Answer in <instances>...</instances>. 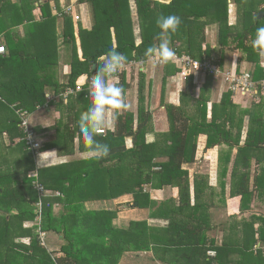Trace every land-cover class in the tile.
Returning <instances> with one entry per match:
<instances>
[{"label":"trees","instance_id":"1","mask_svg":"<svg viewBox=\"0 0 264 264\" xmlns=\"http://www.w3.org/2000/svg\"><path fill=\"white\" fill-rule=\"evenodd\" d=\"M35 1L0 0V35L5 33L0 44L8 47L0 55V156L5 162L0 173V261L119 264L126 252H151L161 264H264V69L251 46L256 29L264 27V0H68L54 14L47 0L40 20L32 14ZM230 2L239 8L235 24L229 22ZM82 5L88 6L85 15ZM22 7H29L28 14L17 16L15 10ZM161 15L181 18L179 31L171 35L176 55L211 63L220 71L218 77L209 69L190 67L184 78L181 60L167 65L148 60L146 49L160 43L156 20ZM58 17L64 20L63 48L69 51L63 79L58 77L54 29ZM24 23L26 33L16 40L5 32ZM231 40L245 55L237 68L227 69L223 55L214 60L212 53L229 47ZM113 46L129 60L115 81L132 107L97 137L111 151L96 160L79 127L81 114L92 104L88 82L79 90L77 85L90 79L95 61ZM234 70L249 71L258 92H234L228 79ZM9 74L12 82L3 80ZM201 74L207 80L197 81ZM168 77L184 84L181 95L166 92ZM159 78L158 107L167 125L154 128L155 110H148L144 98L145 89ZM69 88L75 90L65 96ZM238 98L247 99V105L242 107ZM44 104L72 109V116L68 121L60 116L51 128L32 123L26 128L24 122H31V114ZM51 129L56 130L54 138L40 145V132ZM202 135L206 148H219L213 172L197 167ZM69 138L72 144L78 140L79 154L74 145L70 152L77 156H57L52 166L37 168L38 153H65ZM11 153L20 158L5 159ZM19 162L26 164L20 171L15 169ZM123 196L145 209L146 219L118 226L113 223L117 209L86 207L90 200ZM12 202H19L17 213ZM25 220L30 221L27 228ZM50 235L59 236L58 247L53 248ZM15 236H28L30 242H15Z\"/></svg>","mask_w":264,"mask_h":264},{"label":"crops","instance_id":"2","mask_svg":"<svg viewBox=\"0 0 264 264\" xmlns=\"http://www.w3.org/2000/svg\"><path fill=\"white\" fill-rule=\"evenodd\" d=\"M11 1H13V2L15 1L16 2L18 0H11ZM45 1H47V0L35 1V7L32 10V14L37 18V20H40L41 16L43 17V15H42L43 11H42L41 7H42V5H43V3ZM73 1H75V0H73ZM67 2H68V0H50V7H49L50 8V12H52L53 14L56 13V10L58 9V6H60V7L61 6H65V5L68 4ZM69 2L71 3V0ZM165 2H167V0H165ZM262 4L263 3H261L260 5H262ZM229 6H230L229 22H230V24H235L238 21L239 8H238V5L236 3H231L230 2ZM86 7H88V6L82 5V10L83 9L85 10V13H83V15L86 14ZM20 9H23V10L21 11ZM20 9L15 10V13H16L17 16L20 15V14H28V10H30L29 7H27V8L22 7ZM84 10H83V12H84ZM30 24H32V22H30ZM27 25H28L27 23H24V24H20V25L10 26V27H8L5 30V32L7 31V32L13 33L14 39L16 40L18 38L16 36H18V35L24 36L25 35L26 26ZM63 26H64L63 17H58L57 18V26H55L54 29H55L56 33L58 34V44H59L58 58H59V65H60L59 66V70H58L59 79H63L62 75L64 73H67V71L69 70V65H68L69 51L67 50V48H63V39L61 37V33L63 31ZM0 39H5V33L0 35ZM2 44L5 45V43H2ZM212 45L214 46V43ZM5 46L7 47V45H5ZM6 50L8 51V47L6 48ZM222 55H223L224 60H225L224 67L227 68V69L228 68L231 69L232 65H233L234 68H237V66H239V63H240L239 61H241L240 59H241V57H243V55H245V52H243L242 50L236 48V44L235 43L233 44V40H231V43H230L229 47H225L224 50H222V51L220 50L219 51V49L217 50V48H216V50L213 51V53H212V59L219 60V59H221ZM260 66H261V60H260ZM262 68L264 69V67H262ZM3 69H4V71H6V70L8 71L9 68L4 67ZM163 70L164 69H162L161 72ZM12 78H13L12 75L9 74L8 76L6 75L3 80L8 81V82H12ZM127 78H129V76H127ZM168 78H170V77H168ZM198 78L199 79L203 78V80H207V77H205L203 74L198 75ZM82 80L83 79H81V81ZM87 80L85 79V81H87ZM168 81H170V79L166 80V84H165L166 85V88H165L166 92L168 91V86H169ZM159 83H157V85H159ZM211 88H212V91L216 90L217 84H216L215 80H213ZM169 90H170V92H169L170 95H171L172 92H175L174 90L171 92L172 88L169 89ZM49 96H53V94H49ZM80 98H78V99H80ZM245 100H247V99H245ZM236 101L237 102H244V100L240 99V98L236 99ZM241 106L245 107L244 104H241ZM78 107H76L77 110H78ZM81 109L84 110L82 105H81ZM72 113H73L72 109H67V108L60 109L56 105L49 106V104H44L43 106L39 107V109H37L34 113L31 114V119L30 120H31L32 125L35 126V127H38V129L39 128H43V129L44 128H51V126L56 124V121L58 120V118L60 116L65 117L67 119V121H68L69 117L72 116ZM65 124H70V123H65ZM112 126H113V122H111L109 128L112 129ZM55 133H56V130H54V129L40 132V134L38 135V138H37L38 140L37 141L40 143V145H44L46 142H48L49 140L54 138L53 135ZM5 137H6L5 138L6 139V143H8L9 142V138H7V136H5ZM151 138H152L151 133H149L148 140H150ZM15 140L18 141L17 139H15ZM67 143H68L67 144L68 148H66V151L67 150L68 151L65 152V153H63V152L57 153V150H55L56 153L54 154L55 155V159L53 160V162L56 161L57 156H64V155L65 156H77V154H79L77 152L79 150L77 141H76V143L74 142V144H72V142H71V140L69 138ZM72 145H74V151L77 154L76 153L75 154L74 153H70L71 149H72ZM199 146L204 147V148L202 149L203 151L198 149L197 156H200L201 151L203 152L202 155H205L206 153L207 154L210 153V154L214 155L215 152L218 154L219 148H217V147L216 148H206V138H205L204 135H202L200 137V145ZM10 148H12V147H10ZM49 151H52V150H49ZM15 155H16V153H14V154L11 153V156H5V159L14 160L15 158L19 157V156H15ZM3 157L4 156H0V173H2V171L4 170L3 166L5 167V162L2 161ZM25 165L26 164L22 163V162L16 163V168L15 169H17L19 171L21 169L23 170ZM129 200H130V198L127 197V196L118 197L116 199L90 200V201L86 202V207H87V209H90V210H99V209H105V210H112L113 209V210H116L117 209L116 217L117 218L120 217L121 219H125V215H127L128 217H131V219H137V220L146 219V215H147L146 210L143 209V208H138V206H134V203H137V202H135V201L128 202ZM12 203H13V205H12L13 211L12 212L13 213H17L18 207H19V202L18 203L17 202H12ZM127 206H130V207L126 208ZM56 209L58 211H60L61 210V206L58 205V207ZM11 213L7 212V214H11ZM2 222H4V221H2ZM29 222L30 221L27 222L25 220L24 223H23V226L25 228H27L30 225ZM155 222H156V220L150 219V223L151 224H153ZM113 223L115 225L124 226V227L129 224V222L126 223V224H120L119 222H116L115 219L113 220ZM15 229H13V230H15ZM16 231H17V229H16ZM14 232L15 231H13L12 233H14ZM9 234L12 237H14V235H15V234L11 235V233H9ZM51 236H53V239L50 240V243L52 244L53 248L58 247V243L57 242H58V239L60 240L59 236L50 235V238H51ZM13 240H15V242H18V243H20V242L29 243L30 242V238H28V236L27 237H22V238H19L18 236H15V239H13ZM57 255L58 256H63V253L62 252H57ZM134 258H139L140 261L142 262V264H161V262H159L158 260H156L153 257V254L151 252H139V253L126 252V253L123 254L122 258L120 259L119 264H124V261H126V260L132 262ZM3 263H4L3 261H0V264H3ZM83 264H85V263H83ZM129 264H132V263H129Z\"/></svg>","mask_w":264,"mask_h":264},{"label":"clouds","instance_id":"3","mask_svg":"<svg viewBox=\"0 0 264 264\" xmlns=\"http://www.w3.org/2000/svg\"><path fill=\"white\" fill-rule=\"evenodd\" d=\"M157 2L164 3L165 0H157ZM167 2L170 3L171 0ZM181 23V18L176 15H161L157 18L156 24L161 30L160 43L157 46L148 47L145 51V56L153 64L167 65L175 62L176 53L170 46L171 35L179 31ZM251 46L260 57L261 67H264V27L256 29ZM128 63V57L118 52L113 46L93 65L94 74L87 85V94L92 98V104L79 119L81 135L93 159L101 160L110 155V147L99 141L97 137L105 134L104 130L109 128L114 117L122 115L132 107L124 90L115 81ZM30 123L25 121V127L27 128ZM55 153V150L38 153L37 168L52 166Z\"/></svg>","mask_w":264,"mask_h":264},{"label":"rangeland","instance_id":"4","mask_svg":"<svg viewBox=\"0 0 264 264\" xmlns=\"http://www.w3.org/2000/svg\"><path fill=\"white\" fill-rule=\"evenodd\" d=\"M129 76V72L127 74ZM161 77V76H160ZM170 79V81H168L169 86H168V93L170 92L169 89L172 88L171 92L174 90L175 91V95H181L180 93H182V91L184 90V84H181L182 82H180V80L178 78H176V80H174V78H168ZM197 81L199 80L196 79ZM154 84L153 86L149 89L148 87L145 89V101H146V105L148 107V110H155L154 115H153V126L155 127H162L165 125H167V120H166V116L164 114V110L161 107H158L160 105V99L159 96L161 94V88H162V82L159 78V85H157V81H153ZM205 83V82H202ZM180 84V85H179ZM206 84V83H205ZM200 83L198 84V86L195 89V95L196 97L199 96L200 94ZM211 94V93H210ZM134 101H137V96L134 97L133 99ZM244 102H241V104H244V106L247 104L248 100L243 99ZM155 102V103H154ZM211 103V101L209 102ZM166 120V122H165ZM77 144H78V140H77ZM204 147L199 146V150H202ZM68 151V150H67ZM203 151V150H202ZM201 151L200 156H198V161H197V167H199L200 170H206L209 169L211 172H213L215 170V166H216V156H218V154L215 152L214 155L212 154H205L202 155L203 152ZM11 156V154L9 155ZM233 159V156H232ZM229 170H231V168H229ZM130 206H127L126 208H129ZM114 217L116 222H119L120 224H126L131 220V217H128L127 215H125V219H121L120 217ZM212 253V252H211ZM2 257L3 256H8L7 253L5 254H1ZM142 264V262L140 261L139 258H134L132 262L126 260L124 261V264Z\"/></svg>","mask_w":264,"mask_h":264},{"label":"built area","instance_id":"5","mask_svg":"<svg viewBox=\"0 0 264 264\" xmlns=\"http://www.w3.org/2000/svg\"><path fill=\"white\" fill-rule=\"evenodd\" d=\"M70 9V7L68 8ZM77 20L80 19V16H75ZM6 53V46L3 44H0V55L5 54ZM175 60H181L182 61V65H180L181 67V75L185 78L186 76H188L192 69H190V67H194L193 69L195 70H199V69H209L210 71L214 72V76L215 78L218 77V74L220 73V71L218 70L217 67H215L214 65H212L209 62H202V61H198V60H194L190 57H180L178 55H176ZM204 70V71H205ZM206 72V71H205ZM230 78L231 80V87L233 89L234 92H240L242 95H247L250 92H254L257 93L258 89L256 86V82L251 80V73L249 71H244L240 74H238L235 70L232 72H228V79ZM90 79H88V81H84V82H79L77 85V90L81 89L82 84H85L87 82H89ZM263 85H261L262 88H264V80H263ZM75 89L73 88H69L68 91H66L65 96H68L70 94H72L74 92ZM32 142V146L36 147L38 144L35 141H31Z\"/></svg>","mask_w":264,"mask_h":264},{"label":"water","instance_id":"6","mask_svg":"<svg viewBox=\"0 0 264 264\" xmlns=\"http://www.w3.org/2000/svg\"><path fill=\"white\" fill-rule=\"evenodd\" d=\"M263 15V12L260 13L259 17ZM134 206H137V203H134Z\"/></svg>","mask_w":264,"mask_h":264}]
</instances>
